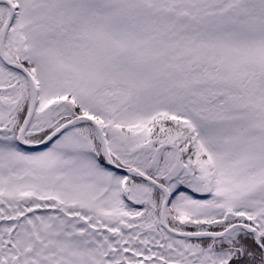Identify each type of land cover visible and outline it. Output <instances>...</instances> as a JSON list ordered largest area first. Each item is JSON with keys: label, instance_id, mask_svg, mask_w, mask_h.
Returning <instances> with one entry per match:
<instances>
[{"label": "snow or ice", "instance_id": "6c2138e0", "mask_svg": "<svg viewBox=\"0 0 264 264\" xmlns=\"http://www.w3.org/2000/svg\"><path fill=\"white\" fill-rule=\"evenodd\" d=\"M0 264H264V0H0Z\"/></svg>", "mask_w": 264, "mask_h": 264}]
</instances>
